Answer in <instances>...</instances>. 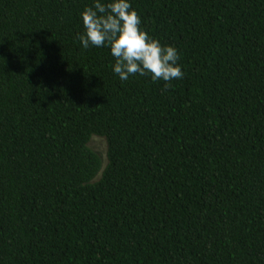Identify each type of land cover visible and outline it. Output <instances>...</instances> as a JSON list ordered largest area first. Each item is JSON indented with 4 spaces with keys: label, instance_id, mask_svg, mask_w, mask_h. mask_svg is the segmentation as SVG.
<instances>
[{
    "label": "trees",
    "instance_id": "1",
    "mask_svg": "<svg viewBox=\"0 0 264 264\" xmlns=\"http://www.w3.org/2000/svg\"><path fill=\"white\" fill-rule=\"evenodd\" d=\"M91 3L0 0V264H264V0H131L167 88L81 47Z\"/></svg>",
    "mask_w": 264,
    "mask_h": 264
},
{
    "label": "clouds",
    "instance_id": "2",
    "mask_svg": "<svg viewBox=\"0 0 264 264\" xmlns=\"http://www.w3.org/2000/svg\"><path fill=\"white\" fill-rule=\"evenodd\" d=\"M79 15L81 47L108 48L114 59L111 70L121 82L148 76L153 82L163 81L167 88L183 77L179 50L162 44L140 26L141 17L131 0H92Z\"/></svg>",
    "mask_w": 264,
    "mask_h": 264
},
{
    "label": "rangeland",
    "instance_id": "3",
    "mask_svg": "<svg viewBox=\"0 0 264 264\" xmlns=\"http://www.w3.org/2000/svg\"><path fill=\"white\" fill-rule=\"evenodd\" d=\"M89 146L94 149L99 155H102L107 149L106 141L101 137H93L89 141Z\"/></svg>",
    "mask_w": 264,
    "mask_h": 264
},
{
    "label": "water",
    "instance_id": "4",
    "mask_svg": "<svg viewBox=\"0 0 264 264\" xmlns=\"http://www.w3.org/2000/svg\"><path fill=\"white\" fill-rule=\"evenodd\" d=\"M88 146H89V143H88ZM90 147V146H89ZM91 148V147H90ZM92 149V148H91ZM94 150V149H93ZM95 151V150H94ZM100 158H101V162H102V166H101V169H100V171L98 172V174L96 175V177L95 178H98L99 176H100V174H101V171H102V169L104 168V166H105V164H106V151L102 154V155H100Z\"/></svg>",
    "mask_w": 264,
    "mask_h": 264
}]
</instances>
